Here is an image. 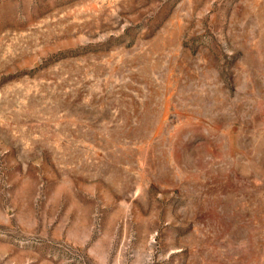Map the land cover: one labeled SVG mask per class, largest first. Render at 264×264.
<instances>
[{"label": "rangeland", "instance_id": "374dc122", "mask_svg": "<svg viewBox=\"0 0 264 264\" xmlns=\"http://www.w3.org/2000/svg\"><path fill=\"white\" fill-rule=\"evenodd\" d=\"M0 264H264V0H0Z\"/></svg>", "mask_w": 264, "mask_h": 264}]
</instances>
